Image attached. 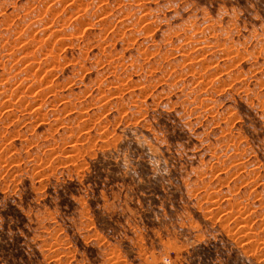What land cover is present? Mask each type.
Returning a JSON list of instances; mask_svg holds the SVG:
<instances>
[{"label":"rangeland","instance_id":"rangeland-1","mask_svg":"<svg viewBox=\"0 0 264 264\" xmlns=\"http://www.w3.org/2000/svg\"><path fill=\"white\" fill-rule=\"evenodd\" d=\"M0 264H264V0H0Z\"/></svg>","mask_w":264,"mask_h":264}]
</instances>
